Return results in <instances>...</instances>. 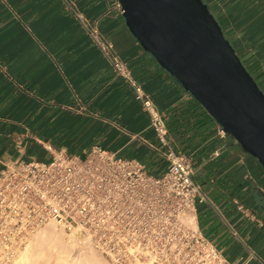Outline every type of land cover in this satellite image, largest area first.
<instances>
[{"label": "crops", "instance_id": "1", "mask_svg": "<svg viewBox=\"0 0 264 264\" xmlns=\"http://www.w3.org/2000/svg\"><path fill=\"white\" fill-rule=\"evenodd\" d=\"M116 2L0 0V171L56 151L83 158L94 146L165 171L166 146L94 43L88 28H96L163 117L168 146L189 156L206 196L195 206L198 228L228 264H264V168L141 47ZM202 2L264 92V0Z\"/></svg>", "mask_w": 264, "mask_h": 264}, {"label": "built area", "instance_id": "2", "mask_svg": "<svg viewBox=\"0 0 264 264\" xmlns=\"http://www.w3.org/2000/svg\"><path fill=\"white\" fill-rule=\"evenodd\" d=\"M67 6L86 26L73 3ZM116 6L123 11L119 2ZM88 29L149 113L150 126L166 146V169L150 174L140 160L98 146L83 158L56 151L48 161L7 163L0 171V264H12L18 250L49 221L75 230L111 264H228L197 226L195 206L206 196L193 179L189 156L168 146L165 122L153 102L112 43L96 28Z\"/></svg>", "mask_w": 264, "mask_h": 264}, {"label": "water", "instance_id": "3", "mask_svg": "<svg viewBox=\"0 0 264 264\" xmlns=\"http://www.w3.org/2000/svg\"><path fill=\"white\" fill-rule=\"evenodd\" d=\"M141 47L264 168V92L202 0H118ZM264 211V205H260Z\"/></svg>", "mask_w": 264, "mask_h": 264}, {"label": "bare ground", "instance_id": "4", "mask_svg": "<svg viewBox=\"0 0 264 264\" xmlns=\"http://www.w3.org/2000/svg\"><path fill=\"white\" fill-rule=\"evenodd\" d=\"M45 227L34 233L31 244H25L17 252L13 264H35L38 259H49L45 251L52 249L64 264H108L107 261L92 247L80 253V257H72V250L79 239L75 230L67 233L63 227L49 221ZM44 224V225H45ZM33 235V236H34ZM79 245V244H78ZM22 249V250H21Z\"/></svg>", "mask_w": 264, "mask_h": 264}, {"label": "rangeland", "instance_id": "5", "mask_svg": "<svg viewBox=\"0 0 264 264\" xmlns=\"http://www.w3.org/2000/svg\"><path fill=\"white\" fill-rule=\"evenodd\" d=\"M47 224H45V225H43V226H41L40 228H39V230L40 229H42L43 227H45ZM39 230H37L36 231V234H37V232L39 231ZM64 230L67 232V233H71V231H69V230H66L65 228H64ZM34 235V234H33ZM31 236L30 238H29V240L25 243V244H27L29 241V243H28V245L29 244H31L32 242H33V240H34V238H35V235L34 236ZM77 236V235H76ZM77 239H79L78 240V242H77V244H76V246L74 247V249L72 250V257H75V258H77V257H80V253H82V251H86L87 249H89L90 247H92L93 249H95L100 255H101V257H103L104 259H105V261H107V263L108 264H111L110 263V261H109V259L104 255V254H102L101 252H99L96 248H94L93 246H91L90 244H88V243H85V241H83L82 239H80L78 236H77ZM79 244V245H78ZM25 246V245H24ZM23 249V248H22ZM21 249V250H22ZM45 254H46V256H48L49 257V259L46 261L45 259H38V260H36L35 261V264H64L59 258H58V256H57V252L56 251H54V250H52V249H48V250H46L45 251ZM13 262L14 261H12V264H13Z\"/></svg>", "mask_w": 264, "mask_h": 264}]
</instances>
